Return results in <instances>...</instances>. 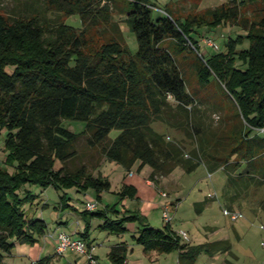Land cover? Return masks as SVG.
I'll use <instances>...</instances> for the list:
<instances>
[{
  "label": "trees",
  "instance_id": "16d2710c",
  "mask_svg": "<svg viewBox=\"0 0 264 264\" xmlns=\"http://www.w3.org/2000/svg\"><path fill=\"white\" fill-rule=\"evenodd\" d=\"M44 2L65 19L49 25L38 14H0V132H5L6 152L0 164V264H8L5 256L15 242L33 245L47 234L44 220L28 219L24 205L33 195L26 190L21 196L23 186L94 189L97 199L110 189L107 178L92 173L98 165L90 171L85 163L67 166L78 156L75 144L81 136L87 147L127 171L136 164L137 172L150 168L148 179L155 186L176 167L190 173L201 164L210 173L224 171L229 200L264 185V0H227L202 16L183 18L167 6L165 14L153 13L148 0ZM74 15L80 28L66 22ZM123 24L135 36V52L125 40ZM222 24L238 26L245 34L230 36L223 49L204 55L194 32ZM245 40L247 47H240ZM184 52L196 60L198 83L215 82L230 102L234 118L217 130L205 121L188 87L178 59ZM65 120L83 121L84 129L71 131L63 126ZM157 122L181 136L158 131L153 127ZM112 129L119 130L114 138ZM118 195L134 199L136 189L123 184ZM60 197L61 210L70 207L84 220L80 234L86 240L94 218L102 221L99 229L112 234L125 233L128 223L143 224L142 215L126 208L79 211L65 192ZM207 201L196 205L202 209ZM143 225L134 241L145 252L176 251L178 264H195L201 253L231 251L228 239L191 245L170 223ZM127 252L120 243L108 256L114 264H124ZM51 260L43 256L35 264Z\"/></svg>",
  "mask_w": 264,
  "mask_h": 264
},
{
  "label": "rangeland",
  "instance_id": "374dc122",
  "mask_svg": "<svg viewBox=\"0 0 264 264\" xmlns=\"http://www.w3.org/2000/svg\"><path fill=\"white\" fill-rule=\"evenodd\" d=\"M148 1L153 6V13L155 12L157 15L165 14L163 9L167 6L175 15L183 18L186 16H202L206 9L216 7L227 0ZM0 14L7 18L38 14L49 25H54L58 20L65 19L64 15L48 8L44 0H0ZM66 22L75 27H81L79 17L76 15L67 18ZM121 27L129 48L132 52H135L137 42L134 34L129 31L126 25L123 24ZM235 34L243 35L245 31L238 26L222 24L212 30H207L206 28L200 29V33L194 32V37L198 39L200 51L204 55L209 56L223 49L224 40H228L230 36L234 37ZM93 37H95V40H98L96 33ZM207 37L212 38L219 45V49L209 46L206 40ZM247 45L248 42L245 40L240 44V47L246 48ZM178 59L185 70L188 87L195 93L198 99V107L203 113L205 121L209 123V126L213 130H217L223 126V121H227V118L233 119L230 102L222 94L216 83L212 82L205 86H201L198 83L194 72L196 64L194 56L184 52L178 55ZM63 126L78 133L84 129L85 122L80 120H65L63 121ZM153 127L160 132L167 133L169 137L181 136V133L160 122L154 123ZM0 133V146L2 147L0 151V164H4L6 157V152L3 150L5 132L1 131ZM118 133V129H112L109 136L114 138ZM75 147L78 156L67 163L70 169H75L85 163L90 171L92 165H99V162L105 159L98 149L87 147L83 136L79 137ZM136 165L132 167L135 172H137ZM60 166L61 163L56 160L54 168L58 169ZM8 169L9 171L12 170L10 167ZM95 170H92V173L97 174L101 172V176L107 178L111 184L108 191L100 192L99 199L96 198V191L94 189H88L85 193L82 189L78 190L77 187L56 189L53 186H49L44 189L35 184H27L19 190L21 196L24 195L26 190L30 191L33 195L24 205L27 217L28 219L38 218L44 220L47 224V234L40 236L38 241L33 245L15 242L10 255H6L5 257L7 262L26 264V260L30 261V259H37L40 256L43 257L52 253L55 250V243L53 241L55 242L56 233L60 231L77 236L76 233L71 232V228L77 226L75 223L77 219L81 224H84V220L80 216H77L79 213L70 207L61 210L59 201L61 200L60 195L63 192L69 198L68 203L79 211L85 209V202L91 197L92 200L97 201L98 209H104L108 205L121 211L125 207L124 205H129L132 203V200L135 201V198L129 197L120 199L118 195L127 173V170L121 165L108 161L105 166H98ZM162 183L160 184L162 186L160 188L161 190L163 188L162 191L166 192L168 196L164 198L157 196L155 198V202L160 205L147 210V217L143 221V224L147 223L153 228H162L165 223L162 218L163 207L161 203H165L166 200L171 201L170 199H172V202H175L172 204V208H170L172 216L170 224L174 231H178V233L181 231L186 232L187 238H183V241H189L191 245H195L229 237L233 255L235 254L237 257V264H264V185L250 187L246 191H242L236 199L229 200L224 196L226 186L224 171L218 169L210 173L203 164L190 173L185 172L180 167H176L171 174L163 177ZM216 195V198H210ZM140 196L142 199H145V195ZM205 199L208 201L200 209L196 203L202 202ZM225 210L240 211L243 217L237 221H233L225 213ZM108 215L112 216L113 212H108ZM63 217H67L70 222V227L66 230L57 228V222ZM99 222L101 221L95 218L91 229V236L88 239V241L91 240L94 243V251L98 255L96 264H111L107 258L109 246L120 241L127 244L129 264H177L176 251L159 253L156 250H150L145 252L143 246L133 240L132 236L138 234V230L143 228V224L136 222L132 224V227H128L127 232L119 235L99 229ZM233 230L238 232L240 238L234 234ZM50 234H53V236ZM78 236L82 237L81 234H78ZM50 241L53 244H50ZM45 242H48L49 246H46L44 250L42 248ZM32 246L37 247L39 257H37L36 253H33V250L31 251L30 247ZM226 256L227 258L231 257L235 259L232 255H224V257ZM216 257L220 260L221 254H217ZM74 259L79 260V264H87V256L72 251L65 252L63 256L52 259V264H65L66 260L72 261ZM218 259L212 258L206 253H201L196 258L195 264H212V262L219 261Z\"/></svg>",
  "mask_w": 264,
  "mask_h": 264
},
{
  "label": "crops",
  "instance_id": "0c3cea01",
  "mask_svg": "<svg viewBox=\"0 0 264 264\" xmlns=\"http://www.w3.org/2000/svg\"><path fill=\"white\" fill-rule=\"evenodd\" d=\"M108 162V160L107 159H104V160H102L101 162H99V167L100 166H105L106 165V163ZM95 172H97V170H95ZM143 172V173H142ZM101 173V172H100ZM150 173V168H148V167H143V169L140 171V172H135V171H133V169H131V170H129V171H127V173H126V176L124 177V180H123V182H122V185L123 184H126V185H131V186H133L135 189H136V198L134 199L135 201H133L132 200V203H130L129 205H124L125 207L124 208H126V209H129V210H131L132 212H137V213H139L140 215H142L143 216V221L144 220H146V217H147V210L148 209H150V208H152V207H155V206H159L160 204H157L156 202H155V198L157 197V196H160V197H166V196H168L167 194L164 196V195H162L161 194V191L163 190V188H162V190H161V188L160 187H162V186H160V184H163L162 183V180H163V178L162 179H160V181H159V183H158V185L157 186H155L154 184H153V182L151 181V180H149L148 179V174ZM94 174V173H93ZM94 175H96V174H94ZM85 193H86V191H85ZM140 195H145L144 197H145V199H142L141 198V196ZM217 197V195L216 196H211L210 198H216ZM90 199H92V197L91 198H89L88 200H90ZM171 201H169V200H166L165 201V203H161V206L163 207L164 205H169L170 206V208H172V204H174V202H172V199H170ZM97 202V201H96ZM99 210H102V209H99ZM236 212H240V211H236ZM78 214V213H77ZM77 216H80V215H77ZM112 217H113V215H112ZM243 217V214H242V216L241 217H239V218H237V219H235V220H233V221H237L238 219H240V218H242ZM94 220H95V218L94 219H92L91 221H90V228H89V233H88V239H89V237L91 236V229H92V226H93V222H94ZM101 221V220H100ZM143 221H142V223H143ZM76 225L77 226H73V228H71L72 230H71V232H73V233H76V235L78 236V234H80V233H82V231H83V229H84V224H81L80 223V221L77 219L76 220ZM102 223V221L101 222H99L98 223V225H100ZM132 224H134V223H128L127 225H126V227H127V230H126V232L128 231V227L130 226V227H132ZM147 224V223H146ZM57 225H58V229H61V230H66L67 228H69L70 227V222H69V220H68V218L67 217H63L62 219H60L58 222H57ZM171 225V224H170ZM172 227V226H171ZM173 229V228H172ZM60 231V230H59ZM175 232H177L178 233V231H175ZM233 232H234V234L238 237V238H240L239 237V234H238V232L236 231V230H233ZM119 235H121V234H119ZM134 236V235H133ZM133 236H132V238H133ZM78 237H80V236H78ZM80 238H82V237H80ZM83 239V238H82ZM87 239V240H88ZM223 239H228L229 241H230V239H229V237H226V238H223ZM86 242H87V240L86 239H84ZM134 240V239H133ZM219 240H221V239H219ZM182 241H183V237H182ZM216 241H218V240H216ZM183 242H186V243H188V244H191L189 241H183ZM213 242V241H212ZM52 242L50 241V244H51ZM53 243H55L54 241H53ZM52 243V244H53ZM89 243H90V246L92 247V251H93V253H94V255H95V258H98V255L96 254V252L94 251L95 250V247H94V243L91 241V240H89ZM120 243H123V244H125L126 246H127V244L125 243V242H123V241H120V242H115V243H113V244H109L110 246H109V250H108V252H107V258H108V260L111 262V264H114L110 259H109V252H110V250H111V248H112V246H114V245H116V244H120ZM230 243H231V241H230ZM43 248L42 249H44L45 250V248H46V246H49V244H48V242H45V243H43ZM30 249H31V251L33 250L34 252V254L36 253L37 254V247H34V246H32V247H30ZM127 249H128V247H127ZM68 251H71V250H67V251H65V252H68ZM64 252V253H65ZM72 252H74V251H72ZM64 253H62V254H57L56 252H55V250L54 251H52V253H50V254H48V255H50V256H52V259H54V258H57L58 256H63V254ZM128 253V252H127ZM207 254V253H206ZM217 254H221V259L219 260L216 256H217ZM10 255V254H9ZM38 256L37 257H39V254H37ZM48 255H45V256H48ZM209 256H211L212 258L213 257H215V259H218L219 261H216V262H212V264H237V262H236V259H237V257H236V255L234 254L233 255V252H232V244H231V251L230 252H218V253H215V254H208ZM224 255H232V256H234L235 257V259H233V258H227V256L226 257H224ZM6 257V256H5ZM42 256H40V258H41ZM224 257V258H223ZM37 259H39V258H37ZM37 259H30V261L29 260H26V264H35V261L37 260ZM5 261H6V259H5ZM52 261L53 260H51V264H52ZM214 261V260H213ZM7 262V261H6ZM8 264H12V263H10V262H7ZM65 264H79V260H77V259H74V260H66V263ZM124 264H129V260H128V258H127V255H126V260H125V262H124ZM177 264H178V254H177Z\"/></svg>",
  "mask_w": 264,
  "mask_h": 264
},
{
  "label": "built area",
  "instance_id": "2783aa9c",
  "mask_svg": "<svg viewBox=\"0 0 264 264\" xmlns=\"http://www.w3.org/2000/svg\"><path fill=\"white\" fill-rule=\"evenodd\" d=\"M207 43L209 46L217 49V44L212 40V38L207 37ZM2 150V147L0 146V151ZM154 184V183H153ZM162 195H166V192L161 191ZM85 209L88 211H96L98 209L97 202L90 199L85 202ZM162 218L164 220V223H170L172 220V216L170 214V206L164 205L162 208ZM225 213L229 215L231 220H235L242 216L241 212H235V211H229L225 210ZM181 237L187 238V234L184 231L179 232ZM49 235V234H48ZM53 236V234H50ZM67 250L74 251L78 254L87 256V264H96V258L94 253L92 252V247L87 245V242L78 237L74 236L72 233H68L65 231H60L56 233L55 236V252L57 254H62Z\"/></svg>",
  "mask_w": 264,
  "mask_h": 264
}]
</instances>
